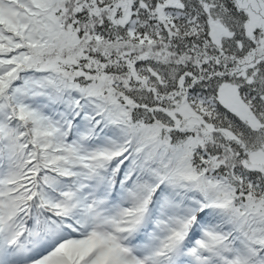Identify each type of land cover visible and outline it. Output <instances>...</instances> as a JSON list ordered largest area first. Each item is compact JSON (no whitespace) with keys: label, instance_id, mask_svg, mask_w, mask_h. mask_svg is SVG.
Wrapping results in <instances>:
<instances>
[{"label":"snow or ice","instance_id":"obj_1","mask_svg":"<svg viewBox=\"0 0 264 264\" xmlns=\"http://www.w3.org/2000/svg\"><path fill=\"white\" fill-rule=\"evenodd\" d=\"M0 264H264V0H0Z\"/></svg>","mask_w":264,"mask_h":264}]
</instances>
